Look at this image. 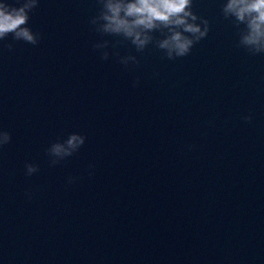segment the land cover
<instances>
[{
  "label": "water",
  "instance_id": "water-1",
  "mask_svg": "<svg viewBox=\"0 0 264 264\" xmlns=\"http://www.w3.org/2000/svg\"><path fill=\"white\" fill-rule=\"evenodd\" d=\"M220 3L194 0L211 30L175 61L103 37L128 264H264V57L235 46Z\"/></svg>",
  "mask_w": 264,
  "mask_h": 264
},
{
  "label": "clouds",
  "instance_id": "clouds-1",
  "mask_svg": "<svg viewBox=\"0 0 264 264\" xmlns=\"http://www.w3.org/2000/svg\"><path fill=\"white\" fill-rule=\"evenodd\" d=\"M95 3L97 13L89 19V25L102 39L94 42L92 49L103 61L110 58L109 47L124 43H130L137 53L154 46L163 53V58L175 61L189 56L195 45L205 40L211 30L209 20L193 10L194 0H95ZM39 5L40 0H2L0 41L11 36L16 42L39 46L41 34L29 27L31 14ZM220 13L235 30V46L250 57H264V0H221ZM106 36L118 38L116 44L103 39ZM6 47L9 52L13 51L12 44ZM111 55L118 57V63L125 67L130 64L139 66L135 55L120 56L119 52ZM132 86H139V78L133 81ZM242 120L251 123L253 115L249 113ZM11 141V133L0 129V150ZM85 142L86 137L78 133L53 142L45 153L49 165L55 167L74 156ZM24 167L27 177L39 171V167L31 163ZM92 168L89 165V169ZM75 179L69 177L67 183L71 185ZM25 197L31 200L33 193L25 192Z\"/></svg>",
  "mask_w": 264,
  "mask_h": 264
}]
</instances>
